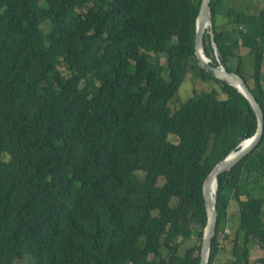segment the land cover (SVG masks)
Wrapping results in <instances>:
<instances>
[{"label":"trees","instance_id":"16d2710c","mask_svg":"<svg viewBox=\"0 0 264 264\" xmlns=\"http://www.w3.org/2000/svg\"><path fill=\"white\" fill-rule=\"evenodd\" d=\"M230 1H210L216 51L206 31L203 53L264 116V8ZM200 4L0 0V264L200 263L204 181L257 129L247 99L195 57ZM189 69L219 92L173 108ZM216 213L208 264H251L264 250V133L218 175Z\"/></svg>","mask_w":264,"mask_h":264},{"label":"water","instance_id":"95a60500","mask_svg":"<svg viewBox=\"0 0 264 264\" xmlns=\"http://www.w3.org/2000/svg\"><path fill=\"white\" fill-rule=\"evenodd\" d=\"M210 1L211 0H201L200 8L198 11V16L196 19V30H195V44L194 51L195 57L200 65V67L209 74L212 78L217 79L223 83H226L232 87H234L241 95H243L247 101L249 102L251 108L254 111V114L257 119V129L255 134L247 140H244L242 143H246L242 145L240 143V149L238 151L230 153L224 160L220 161L207 176L206 180L203 184V200L204 206L207 211V225L203 232L201 250H200V263L199 264H208L210 249L212 240L215 235L216 230V203H217V177L218 175L230 170L236 163L242 160L245 156H247L254 147L260 142L264 133V116L263 112L252 96L249 88L246 86L243 79L235 75L233 73L227 72L224 67L217 66L211 67L209 65L210 60L206 58L203 53V38L205 34V29L209 24V34L210 39L213 44V48L216 51V47L214 46V39L212 35V26L210 22ZM215 184V190L210 196V184L211 182Z\"/></svg>","mask_w":264,"mask_h":264},{"label":"rangeland","instance_id":"374dc122","mask_svg":"<svg viewBox=\"0 0 264 264\" xmlns=\"http://www.w3.org/2000/svg\"><path fill=\"white\" fill-rule=\"evenodd\" d=\"M229 7H232L236 11L244 10L245 12L249 14H257L262 8H264V3L258 2L256 0H231L229 2ZM248 10V11H247ZM230 19H228V22ZM232 21V19H231ZM229 27V26H228ZM45 31H47V27H43ZM206 31H209V27ZM248 50H242V55L247 56L245 59V66H244V74L249 75L252 72V60L251 56L247 55ZM211 90L219 92V87L212 83V82H203L193 71L192 69H189L183 84L180 87V90L178 94L175 96L174 99H172V107L177 108L181 103H183L188 98L192 97L194 94H200L203 92H210ZM170 102V103H171ZM169 103V105H170ZM171 141H174V138L170 139ZM225 239L226 242H229L233 238V232L231 229H228L225 232ZM224 240V241H225ZM195 243V239H191L190 241H187L183 245L184 248L191 247ZM140 245L145 248L148 252L150 259H156L157 258V250L156 246L153 241L150 239H142L140 241ZM231 245H226V249H230ZM264 256V250H254L251 254V264H254L258 259L262 258ZM25 260L17 261L15 264H24Z\"/></svg>","mask_w":264,"mask_h":264},{"label":"bare ground","instance_id":"6f19581e","mask_svg":"<svg viewBox=\"0 0 264 264\" xmlns=\"http://www.w3.org/2000/svg\"><path fill=\"white\" fill-rule=\"evenodd\" d=\"M209 27V24L207 25L206 29H205V32L207 30V28ZM246 143H242V145H245ZM241 145V144H240ZM240 147H244V146H240ZM214 190H215V184L214 182L212 181L211 184H210V189H209V192H210V196L212 197L213 193H214Z\"/></svg>","mask_w":264,"mask_h":264}]
</instances>
